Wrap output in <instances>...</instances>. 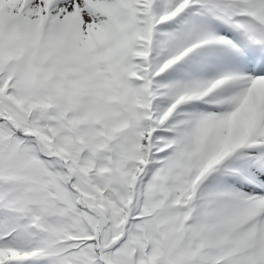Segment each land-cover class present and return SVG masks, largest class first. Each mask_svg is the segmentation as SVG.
Segmentation results:
<instances>
[{
  "label": "snow or ice",
  "instance_id": "obj_1",
  "mask_svg": "<svg viewBox=\"0 0 264 264\" xmlns=\"http://www.w3.org/2000/svg\"><path fill=\"white\" fill-rule=\"evenodd\" d=\"M0 264H264V0H0Z\"/></svg>",
  "mask_w": 264,
  "mask_h": 264
}]
</instances>
